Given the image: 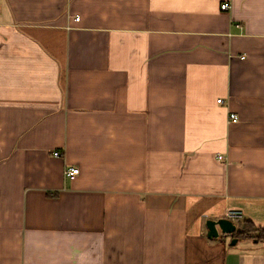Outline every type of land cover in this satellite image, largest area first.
I'll return each instance as SVG.
<instances>
[{"label": "crops", "instance_id": "0c3cea01", "mask_svg": "<svg viewBox=\"0 0 264 264\" xmlns=\"http://www.w3.org/2000/svg\"><path fill=\"white\" fill-rule=\"evenodd\" d=\"M231 209L264 228V0H0V264H264Z\"/></svg>", "mask_w": 264, "mask_h": 264}, {"label": "water", "instance_id": "95a60500", "mask_svg": "<svg viewBox=\"0 0 264 264\" xmlns=\"http://www.w3.org/2000/svg\"><path fill=\"white\" fill-rule=\"evenodd\" d=\"M208 229V237L210 239H219L221 232L224 234H234L237 231L236 223L228 218L209 219L206 223ZM237 238H234L232 244L237 243Z\"/></svg>", "mask_w": 264, "mask_h": 264}, {"label": "built area", "instance_id": "2783aa9c", "mask_svg": "<svg viewBox=\"0 0 264 264\" xmlns=\"http://www.w3.org/2000/svg\"><path fill=\"white\" fill-rule=\"evenodd\" d=\"M223 9H227L228 8V4L225 3L222 5ZM76 20L79 21L80 17H76ZM220 102H222V99L219 100ZM230 120L237 122L239 120V116L235 113H231L230 114ZM54 154L56 156H60L61 153L59 151H55ZM80 171V169L77 167H67L65 169V176L68 178H73L76 174H78ZM225 218L231 219L234 222L238 221V220H242L244 219V212L240 209H231L229 211L226 212L225 214Z\"/></svg>", "mask_w": 264, "mask_h": 264}, {"label": "trees", "instance_id": "16d2710c", "mask_svg": "<svg viewBox=\"0 0 264 264\" xmlns=\"http://www.w3.org/2000/svg\"><path fill=\"white\" fill-rule=\"evenodd\" d=\"M234 234L238 237H254L264 242V228L256 227L250 220H245L242 228Z\"/></svg>", "mask_w": 264, "mask_h": 264}]
</instances>
